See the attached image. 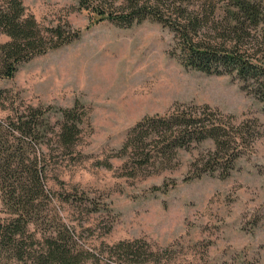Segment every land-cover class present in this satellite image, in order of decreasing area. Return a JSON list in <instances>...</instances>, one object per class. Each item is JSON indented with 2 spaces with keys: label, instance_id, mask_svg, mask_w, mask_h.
Returning <instances> with one entry per match:
<instances>
[{
  "label": "rangeland",
  "instance_id": "rangeland-1",
  "mask_svg": "<svg viewBox=\"0 0 264 264\" xmlns=\"http://www.w3.org/2000/svg\"><path fill=\"white\" fill-rule=\"evenodd\" d=\"M234 1L161 2L208 10L213 27L227 22ZM23 5L43 31L60 26L79 35L22 63L11 79L0 78V121L38 109L43 125L49 123L39 153L47 197L36 207L76 232L90 253L84 264H264V115L241 81L184 67L173 55V35L151 19L122 27L93 12L126 13L128 0ZM8 41L0 35L1 44ZM203 106L249 131L227 177L220 169L205 171L222 157L210 159V139L152 152L142 165L120 153L128 132L146 117L209 118ZM73 108L82 122L66 147L57 137L59 111ZM162 135H151L146 147H157ZM6 216L0 199V218ZM121 243H133L141 260L118 253Z\"/></svg>",
  "mask_w": 264,
  "mask_h": 264
},
{
  "label": "trees",
  "instance_id": "trees-1",
  "mask_svg": "<svg viewBox=\"0 0 264 264\" xmlns=\"http://www.w3.org/2000/svg\"><path fill=\"white\" fill-rule=\"evenodd\" d=\"M161 1L128 0L126 13L120 15L97 9L93 12L100 17L98 20H110L122 27L148 19L157 22L173 35V55L184 67L240 80L242 90L261 103L264 115V0H235L225 10L223 20L227 22L213 27L205 17L210 14L208 10L175 4L165 6ZM214 11L211 9V13ZM1 34L10 38L7 43L0 42V78L3 79L14 77L18 67L30 58L58 49L79 35H71L70 31L66 35L60 26L43 31L33 17L25 15L23 0H0ZM202 109L209 112V118H204L206 114L202 118L188 114L146 117L128 132L120 153L125 157L135 156L142 165L154 157L152 152L155 156L165 155L174 147L210 139L214 144V150L209 151L210 159L222 157L220 164L205 171L214 173L220 169V177H227L249 131L244 125L239 128L221 121L217 118L219 113L208 106ZM30 111L27 116L18 114L0 121V199L7 215L0 218V264H84L90 253L78 243L76 232L59 217L50 220L37 210L39 200L47 197L39 153L43 128L49 123L43 125L40 110ZM59 112L57 137L62 145L69 147L76 141L77 123L82 119L76 117L75 108ZM154 133H162L163 140L149 150L146 145ZM116 249L130 262L142 258L133 243H121Z\"/></svg>",
  "mask_w": 264,
  "mask_h": 264
},
{
  "label": "bare ground",
  "instance_id": "bare-ground-1",
  "mask_svg": "<svg viewBox=\"0 0 264 264\" xmlns=\"http://www.w3.org/2000/svg\"><path fill=\"white\" fill-rule=\"evenodd\" d=\"M161 74V73H160ZM165 79V78H164ZM181 84V83H180Z\"/></svg>",
  "mask_w": 264,
  "mask_h": 264
}]
</instances>
